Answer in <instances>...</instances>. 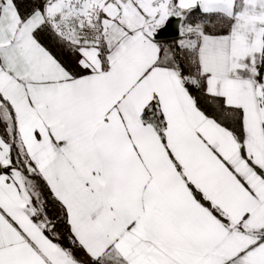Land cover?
Segmentation results:
<instances>
[{"label":"snow or ice","instance_id":"1","mask_svg":"<svg viewBox=\"0 0 264 264\" xmlns=\"http://www.w3.org/2000/svg\"><path fill=\"white\" fill-rule=\"evenodd\" d=\"M0 264H264V0H0Z\"/></svg>","mask_w":264,"mask_h":264},{"label":"trees","instance_id":"2","mask_svg":"<svg viewBox=\"0 0 264 264\" xmlns=\"http://www.w3.org/2000/svg\"><path fill=\"white\" fill-rule=\"evenodd\" d=\"M38 3L37 0H20V4H21V11L22 12H27L29 11L32 7H34L36 4ZM193 20L195 19V17L192 18ZM47 35V34H45ZM49 38L50 36L47 35ZM41 43H43L42 38L39 37ZM55 41V40H52ZM57 47H60L59 44H57ZM59 58V57H58ZM59 60L61 62H63V64L65 66L68 67V65L62 61L61 58H59ZM70 68V67H68ZM199 101L200 104L202 106V108H204V110H206L209 114H211L212 108L209 104L206 103V97H204L203 95H199ZM45 193H46V199L48 200V206H47V211L49 213V215L51 216V218L54 220V222L56 223V231L60 234L61 237V243L67 245L68 244V234H69V227L66 224V221L64 219L63 214L59 211L58 206L56 205V202H54L52 200V197L47 193V189H45ZM78 256H80L81 258H85L84 254L82 252H78L77 253Z\"/></svg>","mask_w":264,"mask_h":264},{"label":"crops","instance_id":"3","mask_svg":"<svg viewBox=\"0 0 264 264\" xmlns=\"http://www.w3.org/2000/svg\"><path fill=\"white\" fill-rule=\"evenodd\" d=\"M37 1L39 2V0H37ZM177 29L179 30V25H178V23H174L171 27H169V29L166 32L163 33V35L161 37H164V38L174 37ZM40 37L42 38V41H43L42 44L45 47H47L53 53V55H55L57 57V59L61 58L62 61H64L68 65V67H70L69 69H72L74 67L75 57L72 55V53L68 52L66 49H62L61 47H57L58 43L56 41H52L54 39L51 36H50V38L47 35H41ZM180 38L181 37L178 36V37H174V38L163 39L160 41L162 43L174 45L175 42Z\"/></svg>","mask_w":264,"mask_h":264},{"label":"water","instance_id":"4","mask_svg":"<svg viewBox=\"0 0 264 264\" xmlns=\"http://www.w3.org/2000/svg\"><path fill=\"white\" fill-rule=\"evenodd\" d=\"M178 36H179V30L177 29L174 37H178ZM174 37H168V38L160 37V39H169V38H174Z\"/></svg>","mask_w":264,"mask_h":264},{"label":"bare ground","instance_id":"5","mask_svg":"<svg viewBox=\"0 0 264 264\" xmlns=\"http://www.w3.org/2000/svg\"><path fill=\"white\" fill-rule=\"evenodd\" d=\"M160 40H163V39H160Z\"/></svg>","mask_w":264,"mask_h":264}]
</instances>
